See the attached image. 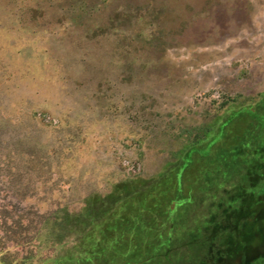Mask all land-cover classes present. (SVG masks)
<instances>
[{"label":"rangeland","instance_id":"374dc122","mask_svg":"<svg viewBox=\"0 0 264 264\" xmlns=\"http://www.w3.org/2000/svg\"><path fill=\"white\" fill-rule=\"evenodd\" d=\"M263 141L264 0H0V264H190Z\"/></svg>","mask_w":264,"mask_h":264},{"label":"trees","instance_id":"16d2710c","mask_svg":"<svg viewBox=\"0 0 264 264\" xmlns=\"http://www.w3.org/2000/svg\"><path fill=\"white\" fill-rule=\"evenodd\" d=\"M11 32L15 31L11 30ZM27 42H29L28 37L20 35L11 43L10 51L14 57L12 58L14 59V63L17 64V71L22 70L23 67L28 70L34 69L31 71V75L37 76L41 63L36 62L38 55L36 56L31 53L33 50L30 49ZM43 52L46 51L44 50ZM33 63H37L36 65L38 66L36 67ZM25 64L26 66H24ZM260 148L261 152H264V141L260 144ZM248 169L249 172L244 177L245 181L239 184L238 195L235 196L236 198L231 197L229 199V201H235L233 202L235 204L223 202L225 208V210H222L224 213L223 219L215 221V218H213V223L206 228L207 234L205 236H189L190 245L195 247V251L192 248L194 253L190 256L192 258L190 259V264H264V191L258 193L252 189H246L247 183H250L254 189L259 183L263 182L264 156L253 158ZM234 170L236 169L231 168L228 171L229 176L233 175ZM100 200L102 204L99 206L95 204L94 208L92 207V213L99 210L106 201H110V198L105 196L100 198ZM100 214L97 216L100 218L98 221H92L85 217L87 219L86 227L80 230L81 228L76 226L79 230L77 231L76 229L78 235L84 231H88L83 236H93L96 228L101 226L102 223H108V220L112 218V215ZM78 218L79 216L77 217L70 213L64 216L65 222L71 225L72 229L75 228L74 222L80 223ZM90 224L92 228L89 230ZM216 229L217 231H215ZM214 234L221 236H215Z\"/></svg>","mask_w":264,"mask_h":264}]
</instances>
